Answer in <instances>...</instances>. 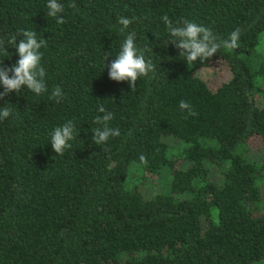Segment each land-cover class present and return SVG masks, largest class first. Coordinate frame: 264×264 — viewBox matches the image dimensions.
<instances>
[{
	"label": "trees",
	"instance_id": "obj_1",
	"mask_svg": "<svg viewBox=\"0 0 264 264\" xmlns=\"http://www.w3.org/2000/svg\"><path fill=\"white\" fill-rule=\"evenodd\" d=\"M60 2L62 25L47 0H0V38L47 40L48 89L0 99L12 104L0 120V264H264V0ZM165 14L222 39L239 27V47L188 64ZM121 17L133 20L124 32ZM128 33L158 67L133 91L108 75ZM5 46L7 68L19 55ZM214 61L229 75L212 86L197 72ZM100 105L121 135L98 146ZM69 120L79 135L57 155L51 133ZM134 167L155 189H141Z\"/></svg>",
	"mask_w": 264,
	"mask_h": 264
},
{
	"label": "clouds",
	"instance_id": "obj_2",
	"mask_svg": "<svg viewBox=\"0 0 264 264\" xmlns=\"http://www.w3.org/2000/svg\"><path fill=\"white\" fill-rule=\"evenodd\" d=\"M69 8H76L75 3L68 5ZM47 16L56 20L57 24L66 23L61 15L65 11V6L60 0H47L46 3ZM164 22L168 35L171 39L168 43L175 45L180 50V57H183L188 64H193L197 60L203 62L209 60L221 48L232 50L239 47L241 30L237 27L233 30L226 39L216 36L213 31L194 21L183 20L182 22H173L167 14L161 17ZM118 23L122 26L120 31L128 29L133 23L130 18L121 17ZM18 35L22 37L17 42V35H12L7 42L0 38V53H7L5 44L15 45L19 59L16 64L11 67H4L3 62L0 63V85L3 86V91L0 92V99L8 96L12 92H19L22 86L40 95L47 92L45 82L46 71L41 66L42 53L41 48L47 46V40L44 38L37 39V32L34 30H19ZM147 53H153L152 48L145 46L138 48L135 43V34L128 33L123 40L120 50L116 57L112 60L109 68V78L120 82L128 81L129 85L135 90L136 83L139 78L150 77V74H155L157 64L154 59ZM108 57L105 58L107 61ZM105 66V64H104ZM11 73V75H10ZM64 93L59 86L53 88L50 99H54L57 103L63 99ZM11 103H5L0 107V120L8 118L12 114V109L9 107ZM181 110H189L190 115H196L191 111V105L186 101L179 102ZM98 112L102 115H97L94 118V123L99 125L92 129L94 133L92 141L95 145H104L111 137L121 135L118 128L109 126V122L114 118V114L108 111L103 105L98 106ZM79 133L76 131V125L72 120L67 121L62 126L56 127L51 133V146L57 155H63L66 149H70L74 140ZM141 161H145L144 156H140Z\"/></svg>",
	"mask_w": 264,
	"mask_h": 264
},
{
	"label": "rangeland",
	"instance_id": "obj_3",
	"mask_svg": "<svg viewBox=\"0 0 264 264\" xmlns=\"http://www.w3.org/2000/svg\"><path fill=\"white\" fill-rule=\"evenodd\" d=\"M197 75L201 79H205L208 81L210 85H215L220 82L223 78H226L229 74L225 67L222 65L221 61H214L210 64L208 67L200 68L197 72ZM141 170L138 167H134V169L131 171V174H134L136 177H140L142 179L141 183V189L143 191L150 192L151 190L155 189V185L157 182V178L155 175H151V177L141 176L140 174ZM131 177L129 178V180ZM147 193V192H146Z\"/></svg>",
	"mask_w": 264,
	"mask_h": 264
}]
</instances>
